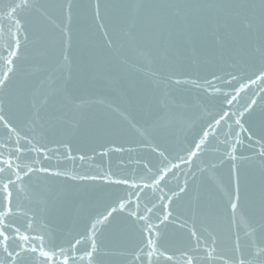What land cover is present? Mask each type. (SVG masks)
Wrapping results in <instances>:
<instances>
[{
    "label": "water",
    "instance_id": "water-1",
    "mask_svg": "<svg viewBox=\"0 0 264 264\" xmlns=\"http://www.w3.org/2000/svg\"><path fill=\"white\" fill-rule=\"evenodd\" d=\"M18 2L0 0V52L11 42L9 30L17 31L9 16ZM29 2L33 7L14 16L23 24L21 48L0 88V114L34 145L50 149L47 159L25 151L20 163L49 171L19 182L13 194L18 212L10 222L44 235L47 244L79 239L131 191L110 180L155 170L162 158L154 148L169 159L184 155L212 117L228 113L191 166L176 171L178 180L169 187L175 191L185 179L188 187L171 208L217 238L214 256L238 255L237 236L245 254L251 252L253 239L264 236V80L236 91L264 67L259 29L244 26L246 19L259 25L264 0H100L99 17L96 0H71L70 20L61 6L67 0ZM4 71L0 60V75ZM238 113L243 115H233ZM237 118L247 132L235 125ZM233 131L244 141L236 146L235 162L224 158L222 143L226 136L232 142L227 134ZM7 135L0 123V142ZM37 158L40 164L32 165ZM141 196L142 203L153 198L148 190ZM230 199L238 204L235 213ZM128 211L97 226L95 264H137L143 237ZM158 230L162 250L173 255L168 264H185L188 229L176 222ZM78 247L87 249L89 242ZM32 260L28 256L24 264Z\"/></svg>",
    "mask_w": 264,
    "mask_h": 264
},
{
    "label": "snow or ice",
    "instance_id": "snow-or-ice-1",
    "mask_svg": "<svg viewBox=\"0 0 264 264\" xmlns=\"http://www.w3.org/2000/svg\"><path fill=\"white\" fill-rule=\"evenodd\" d=\"M68 19H71L72 2L67 0L65 5H61ZM33 7L29 0H19L14 6L10 8L11 15L9 18L13 19L17 31L11 33L9 30L11 42L8 46L0 52V60L3 61L4 69L3 75H0V88L7 86L9 74L14 71V60L18 57L21 48L20 30L23 24L19 19H14L17 10L27 9ZM94 14L99 17L100 15V0H96L94 4ZM244 26L251 32L255 33L259 29L260 38V51L261 56L264 57V15L261 16L259 25L251 19L244 20ZM59 27V26H58ZM62 33L66 32L65 28L60 29ZM23 39H27L25 35ZM255 75V74H254ZM264 80V67L259 69V75L255 79L251 77L246 84H241L239 91L248 87L250 84H255L257 81ZM216 91H219L218 89ZM234 98V97H233ZM42 104L46 103V98L40 101ZM231 104V100L227 101ZM252 103H255L253 101ZM2 112V108H0ZM219 118H211V122L207 127L201 131L198 139H194L192 144L184 151V155H175L169 159L164 151L159 148H154L153 151L157 152L162 158L161 165L157 166L155 170L148 169V173L144 176H129L124 179L110 180L111 183L116 185H124L131 191L126 192L123 197H120L116 202V207H112L106 215H101L92 223L89 233L82 235L79 239L67 241L66 245L63 244H47L44 235H31L28 231H21L10 222V218L17 214L18 209L13 204L14 191L19 189V182L30 173L40 171L48 172V168L34 167L27 164L20 163L22 153L25 151L35 153L37 157L43 155L45 159L48 158L50 149L46 145L40 144L36 146L27 135L22 136L20 131L13 126L9 120L5 119V115L0 114V123L7 130L8 135L0 142V264H24L25 258L31 256L33 258L32 264H95V253L98 251L95 234L98 225H103L105 221L117 211H124L129 209L128 215L137 224L139 231L143 237L141 245L138 247L137 252L134 254V260L137 264H161L163 258L164 264H168L173 260V255L169 254L167 249L160 246L161 232L158 230L161 225L167 223L179 222V227L187 228L189 236L191 237V247L182 251L181 255L184 258L185 264H201V261H214L219 259L223 264H264V236L260 237L257 241L253 239L252 251L245 254L239 243V237L236 238L234 252L238 253L233 258L224 259L223 256H214L217 251V238L208 232L207 235L200 232L196 227L195 222L189 226L187 221L180 220L179 217L174 215L171 208L172 202L181 193H184L188 187V180L185 179L182 183L176 184L177 190H172L169 184L173 179H177L176 171L181 170V166H191L193 159L198 156L203 150L210 136H215L216 132L221 125L222 121H226L228 113L218 114ZM242 116L243 113L233 114ZM235 125L240 128L241 132H247L243 127L239 118L234 121ZM232 128V125H228ZM230 135L232 142L227 139L222 142L226 146L224 158L233 162L237 161L239 157L236 156V146L243 144L240 132H231ZM249 138L251 134L249 133ZM25 142L26 147H21V141ZM13 147H9V144ZM264 155V152L261 153ZM83 159V157H81ZM178 161V162H174ZM223 163V160L220 161ZM40 160L34 159L32 165H39ZM236 165L233 163V168ZM55 175L62 173L56 172ZM187 175V174H185ZM95 179V177H93ZM108 179V177H104ZM137 180L139 182H137ZM148 190L152 193V199L148 203H142L141 194ZM239 197H236L238 200ZM149 204L151 206H149ZM229 206L233 213L236 212L238 204L232 199L229 200ZM158 209V214H153V210ZM155 220V222H154ZM31 222L29 223V228ZM207 231V230H205ZM251 235L255 237V229H252ZM88 241L89 247L81 249L78 246L82 242ZM203 251L204 256L201 257L199 253Z\"/></svg>",
    "mask_w": 264,
    "mask_h": 264
}]
</instances>
